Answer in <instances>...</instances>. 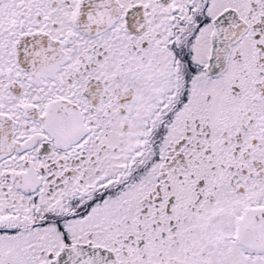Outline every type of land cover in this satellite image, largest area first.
<instances>
[{
  "label": "snow or ice",
  "instance_id": "obj_1",
  "mask_svg": "<svg viewBox=\"0 0 264 264\" xmlns=\"http://www.w3.org/2000/svg\"><path fill=\"white\" fill-rule=\"evenodd\" d=\"M0 264H264V0H0Z\"/></svg>",
  "mask_w": 264,
  "mask_h": 264
}]
</instances>
